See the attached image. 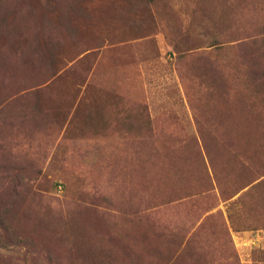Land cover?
<instances>
[{
    "label": "rangeland",
    "instance_id": "374dc122",
    "mask_svg": "<svg viewBox=\"0 0 264 264\" xmlns=\"http://www.w3.org/2000/svg\"><path fill=\"white\" fill-rule=\"evenodd\" d=\"M0 264H264V0H0Z\"/></svg>",
    "mask_w": 264,
    "mask_h": 264
}]
</instances>
